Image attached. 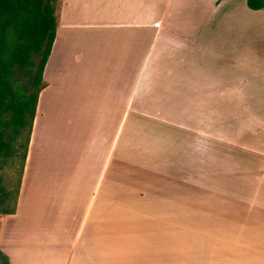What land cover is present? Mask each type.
Returning a JSON list of instances; mask_svg holds the SVG:
<instances>
[{
	"label": "crops",
	"instance_id": "0c3cea01",
	"mask_svg": "<svg viewBox=\"0 0 264 264\" xmlns=\"http://www.w3.org/2000/svg\"><path fill=\"white\" fill-rule=\"evenodd\" d=\"M192 2L60 0L16 211L0 216V250L10 264H95L92 254L137 250L169 231L179 236L174 248L180 255L169 264H264V101L249 105L255 97L250 82H264V74L200 72L212 20L220 16L221 22L239 3L194 0L192 10ZM146 79L172 80L154 85L174 97L182 93L176 80H183L186 101L193 104L194 96L203 113L215 97L221 116L216 126L232 128V137L220 130L210 136L217 140L195 132L183 190L176 188L174 169L155 162L138 135L124 136L121 151L108 155V109H143L146 87L154 92ZM86 86L90 96L78 105ZM81 109L86 115L74 129L78 146L63 152L58 134ZM207 119L199 118L200 124ZM50 138L59 141L55 150L62 156L55 151L57 157L45 161ZM115 160L120 166H113ZM43 180L48 183L40 185ZM40 212L57 225L48 230ZM256 222L261 227L254 230L250 224ZM101 224L108 231L98 235Z\"/></svg>",
	"mask_w": 264,
	"mask_h": 264
},
{
	"label": "rangeland",
	"instance_id": "374dc122",
	"mask_svg": "<svg viewBox=\"0 0 264 264\" xmlns=\"http://www.w3.org/2000/svg\"><path fill=\"white\" fill-rule=\"evenodd\" d=\"M190 1L194 2V0ZM238 3L239 4L235 7L234 12L224 15L225 17L220 19L221 22H216L217 18L220 17L217 16L216 20H212V25L208 28L206 39L210 42L206 48L207 54L205 57L206 60L202 66L203 70L200 68V72L203 74H243V76L250 74H264V8L258 11H253L247 7L245 0H238ZM59 7L60 0L57 5V12ZM194 7L195 3H193L192 10L195 9ZM189 17H192V15ZM217 24L219 26H217ZM164 81L172 80L146 79V83L149 82L151 87H154V92L152 88H147L148 86L146 87V99L143 109L129 112L120 109H108V155L110 152L119 151V148L121 151L120 141L124 136L125 138L132 137L135 140L138 135L140 140L144 141L146 152L148 154H152L154 157L159 154L155 158L153 157L155 162L157 161L158 163L163 164V166H170L174 169L172 173H175V176L177 177L176 188L178 190H183V183L185 181L182 179L185 177L183 171L185 169L186 161L188 160L187 152L192 149L190 142L194 137L195 132L203 131L209 135V139L217 140L216 137H212L217 136L219 130L228 137H232L231 134L233 131L232 128L229 127L218 128L216 126L218 123L217 120L220 119L221 116L219 112L216 111L217 102L214 100L215 97L210 96L208 98L207 102L210 104V110L203 113L202 111L196 110L197 99L195 100L194 96L193 104L186 101L185 98L186 96L189 98V94H185L184 92L183 80H176L179 83L178 87L182 88V91H178L182 93L177 95V97H174L173 93H170L169 91L166 92L164 89L157 88V86L154 85L156 82ZM250 85H253L252 93L255 94V97L251 98L249 105L258 108L259 105H261V102L264 101V82L251 81ZM89 87H84V93L79 94L77 99L78 105L87 102L91 91V87L90 91ZM188 91L189 90H187V92ZM158 92L162 93L161 97L158 96ZM155 93H157V95H155ZM193 106L194 109H192ZM78 112L79 113L74 115L70 120H66L64 135L61 133L58 134V139L61 135L63 138V149H60L63 150V152H72V150L75 149V146H78V144H75L76 141H78V137L75 136L77 133L75 134L74 129H80L84 118L83 115H86L82 109ZM206 114H208V116ZM199 118L208 119L202 126ZM225 118H232L229 111H225ZM125 119L126 123L124 124L125 127H123ZM222 129H224V131H222ZM58 142H53L51 138L49 141L45 142V153H47L45 161H50L51 155L57 157L56 153L59 157L62 156V151L55 150L57 149ZM216 143V141H211L209 143L212 155H217V152L215 151ZM194 149L195 147H193V150ZM119 163V160H115L113 166L118 167L120 166ZM67 165L68 161L65 159V166ZM15 174L16 173L12 174L13 178L16 177ZM166 178L167 177H165V182L171 180L169 177ZM45 182L48 183V180H43L40 185ZM173 184L174 183H171V185ZM44 209H46V207H44ZM37 218H40V220L42 218L44 219L45 222H43V224L45 227H48V230H50L49 225H52L53 227L57 225L53 223V219L50 221V218H52L50 214L43 215L42 212H40V215L39 213L37 214ZM33 225H36V223L33 222ZM33 225L31 223V226ZM250 225L256 226L255 228H252L254 230L261 227L259 222ZM250 225H247V227ZM105 228L108 231V225L106 224L97 226L96 229L98 230L96 233L98 235L102 234ZM161 235L164 236L157 239V242H155L156 244L144 243L139 247L142 249L138 248L139 250L137 248V250H128L127 248H124L123 250L118 251L111 249V251L108 250V254L100 252L92 254L91 257L95 264H169L171 261H176L180 258V255H177L174 248L176 238H179V236H177L174 231H169L167 234L163 233ZM86 237L87 234L84 235L81 244H83ZM118 237L121 238L122 236L118 235ZM106 247L108 249V246ZM78 252L79 251L73 256L77 261L81 259L79 258L80 256ZM94 256H97L98 260ZM181 256L183 257V255ZM80 262L81 264H85L82 260H80ZM0 264L2 263L0 262ZM177 264H181V261L178 260Z\"/></svg>",
	"mask_w": 264,
	"mask_h": 264
},
{
	"label": "trees",
	"instance_id": "16d2710c",
	"mask_svg": "<svg viewBox=\"0 0 264 264\" xmlns=\"http://www.w3.org/2000/svg\"><path fill=\"white\" fill-rule=\"evenodd\" d=\"M58 2L0 0V215L16 211L38 98L45 87L43 73L55 40ZM246 5L258 11L264 0H246ZM0 262L10 264L1 250Z\"/></svg>",
	"mask_w": 264,
	"mask_h": 264
}]
</instances>
